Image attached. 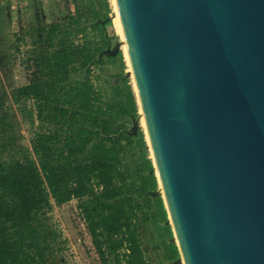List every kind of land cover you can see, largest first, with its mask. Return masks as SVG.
Here are the masks:
<instances>
[{"label":"water","instance_id":"1","mask_svg":"<svg viewBox=\"0 0 264 264\" xmlns=\"http://www.w3.org/2000/svg\"><path fill=\"white\" fill-rule=\"evenodd\" d=\"M117 2L178 263L264 264V0Z\"/></svg>","mask_w":264,"mask_h":264},{"label":"trees","instance_id":"2","mask_svg":"<svg viewBox=\"0 0 264 264\" xmlns=\"http://www.w3.org/2000/svg\"><path fill=\"white\" fill-rule=\"evenodd\" d=\"M89 11L77 3L67 25L46 28L53 50L38 56L40 77L13 92L15 104L36 102L47 132L35 135L23 158L6 162L0 156V264H48L56 235L45 215L73 200L101 264H150L143 232L149 221L166 238L168 264H181L164 200L150 195L159 183L144 131L129 134L139 117L131 80L122 74L112 77V96L93 81V68L100 82L106 64L124 68L126 62L122 51L100 58L118 36L107 34L113 28L108 13L102 19L96 14L95 21ZM88 31L97 32L98 39ZM74 36H83L77 46L70 41ZM9 146L13 143L0 142V155Z\"/></svg>","mask_w":264,"mask_h":264},{"label":"rangeland","instance_id":"3","mask_svg":"<svg viewBox=\"0 0 264 264\" xmlns=\"http://www.w3.org/2000/svg\"><path fill=\"white\" fill-rule=\"evenodd\" d=\"M77 3L88 8L95 21L97 20L96 14H101L100 18L102 19L108 13L109 18L113 21V28H110L107 34L111 38L115 35L118 36V39L112 40L111 48L113 49L116 43L121 41V35L116 25L115 0H33L30 11L24 17L20 16L15 19V16L11 14H0V96L2 98L0 142L13 143V146L1 151L2 161L9 162L14 158H23V149H31V141L35 135L47 132L46 124L37 117L36 102L26 99L20 104H15L13 92L18 87L28 85L36 80L37 76L40 77L36 75L38 56L47 50L49 53L53 50L48 48L49 45L46 42V28L53 24L67 25L68 18L76 14ZM106 4L110 8L108 12ZM72 10H74V14ZM88 34L91 39L96 37L98 39L97 32L88 31ZM82 38L83 36H74L70 41L77 46ZM58 42L60 43V38L55 41V46H58ZM125 62L124 68H121L118 63L115 65L106 64V70L102 74L100 82L96 80L99 70L93 68V81L96 86L102 85L103 89H107L108 96L113 95L109 82L111 83L112 77L117 74L129 77L135 88L132 70L127 59ZM81 75L75 74L74 78ZM104 81L106 83H103ZM114 82L119 81L114 80ZM141 123L142 130H146V125L142 121ZM149 157H152L151 152ZM77 206L78 201L73 200L64 205L55 206L53 210L46 213L45 218L56 235L55 251L53 255H50L48 264H101ZM143 232L149 247L147 256L150 264H168L166 249L163 245V240L166 238L161 237L162 231L158 229L156 223L149 221L144 226ZM61 247H64L63 251H60Z\"/></svg>","mask_w":264,"mask_h":264},{"label":"built area","instance_id":"4","mask_svg":"<svg viewBox=\"0 0 264 264\" xmlns=\"http://www.w3.org/2000/svg\"><path fill=\"white\" fill-rule=\"evenodd\" d=\"M32 2L33 0H0V14H11L15 19L24 17L30 11ZM72 12L74 14V10Z\"/></svg>","mask_w":264,"mask_h":264},{"label":"bare ground","instance_id":"5","mask_svg":"<svg viewBox=\"0 0 264 264\" xmlns=\"http://www.w3.org/2000/svg\"><path fill=\"white\" fill-rule=\"evenodd\" d=\"M115 9H116V14H117L116 25H117V28H118V30L120 32L121 40L124 42L123 50H124V53H125L127 62L129 63V66H130V68L132 70L131 63H130V60H129L128 51H127V46H126V41H125V35H124V29H123V25H122V20H121V16H120V12H119V7H118L117 0H115ZM140 112H141L142 122L146 125V123H145V116H144V113H143V110H142V107L141 106H140Z\"/></svg>","mask_w":264,"mask_h":264},{"label":"flooded vegetation","instance_id":"6","mask_svg":"<svg viewBox=\"0 0 264 264\" xmlns=\"http://www.w3.org/2000/svg\"><path fill=\"white\" fill-rule=\"evenodd\" d=\"M32 62V61H31Z\"/></svg>","mask_w":264,"mask_h":264}]
</instances>
